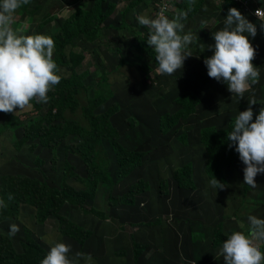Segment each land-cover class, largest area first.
I'll return each instance as SVG.
<instances>
[{
    "label": "rangeland",
    "instance_id": "obj_1",
    "mask_svg": "<svg viewBox=\"0 0 264 264\" xmlns=\"http://www.w3.org/2000/svg\"><path fill=\"white\" fill-rule=\"evenodd\" d=\"M96 1L98 0H59V2L58 0H30L28 5L22 6L14 14L11 27L19 35L40 34L54 40L53 60L58 65L57 74L64 81H60L47 93L49 97L47 103H37L32 100L30 108L21 111L16 109L13 113L7 114L0 112V131L26 121L23 118L27 115L35 114V117L27 121L25 125L27 135L32 137L38 145L24 146V150L29 155L38 153L45 158L49 152L46 147L54 149L60 142L63 155L72 153L90 165V175L86 176L87 179L83 169L80 175L76 176V172L67 161L60 162L62 178L59 177L57 170V175L50 172L52 181L50 185L57 186L58 190L63 187L72 189L77 192L79 198L74 195L72 200L59 203V196L46 197L45 204L49 210L57 209V216H59L62 206L65 205L63 217L70 222H82V214L80 216L71 214V204L81 203L88 198L89 201L84 204L82 210L94 208V215L104 211L110 218V223H103L94 216L90 218V228L95 230L94 239L100 243V248L96 251L86 248L84 243L78 244L65 236L58 235L59 232L53 227L51 221L39 228L31 219L34 208L24 204L18 205V188L20 185L30 186V184L16 177L5 176L0 178V199L7 207L0 208V220L17 217L20 206L21 222L38 234L39 241L31 243L27 234H23L26 227L21 223L18 232L21 238L15 247L18 250L24 248L23 252H16L12 245V238L8 235H0V261L4 264H20L19 259H7L13 251L27 264H37L35 259L43 258L41 255L36 256L37 251L42 250L38 246H43L49 252L51 246L56 243L71 246L70 258L77 252L90 255V261L86 262L81 258L79 264H183L187 258L190 259L189 249L194 251L200 259H204L206 250L200 249L199 246L193 248L189 241L185 243L187 248L185 245L182 247L187 253V258L178 255L180 251L177 247L178 236L187 229L185 225L187 215L198 219L200 222L197 225L209 227H215L220 219H223L222 223H225L229 218L235 217L240 226L234 227V231L247 233L248 227L245 221H248V216L258 211L264 212V174H258L255 177L257 183L255 189L244 184L245 165L238 157L232 166L223 170L224 173L211 174L212 178L215 177L225 183V189L216 191L210 185V176L204 172L205 150L204 144L200 143L193 144L191 149L185 150L188 153L189 150L194 152L192 150L196 149V153L203 157L193 160L196 162H193L192 185L187 179L184 181V187L179 186L176 181V177L182 178L183 174H177V170L172 168L180 164L182 160H179L175 153L168 151L165 140L155 141L152 145L154 150L149 149L140 155L137 153L125 155L124 151L118 150L121 165L119 170L114 161L107 160L104 146L110 150L107 144L110 139L100 136L97 133L99 129L91 126V119L94 116L105 114L112 126H118L115 129L118 137L122 133H127L140 120H149L144 128L137 125L133 129L131 140L126 139L120 142L121 146L130 150L135 147L133 140H139V137L145 138V142L153 141V135L158 126L157 120L161 131L166 129L167 123L173 128L179 126L173 129L170 135L182 134V138H185L189 128L187 124L182 125L181 122V110L178 111L180 105L176 101L180 96L171 91L169 95H160L161 99H159L158 92L151 89L155 86L152 85V71H155L158 65L154 50L146 43L148 30L139 24L137 17L146 15L154 18L155 0H101V9L106 17L99 24L95 16H91V9ZM207 2L210 4L209 14L214 10L222 9L220 4L223 0H194V2L193 0H171L170 19L178 11H188L191 8L183 23L194 25L195 29H201L202 26L198 25L204 19L202 10L207 7ZM77 11L78 14L73 17V13ZM207 19L205 17V20ZM67 22L71 23L68 30L61 33V25ZM205 22L203 31L215 24L213 20ZM58 30L59 39L60 37L62 39L57 42ZM257 37L258 33L255 38ZM93 38L103 41V45L92 44ZM75 40L78 42L76 43ZM120 40L126 41L127 46L123 47ZM82 45H85L87 49ZM123 48H126L127 52ZM259 56L260 52L256 51L255 60ZM135 64L140 68L137 70V75L140 76L137 81L143 91L127 87V82L123 80V71L126 70H128L126 75L128 81L129 76L136 79L133 71ZM123 67H126V70ZM183 68L177 71L183 74ZM113 75L116 79L112 81ZM165 75L169 76V79L161 90L166 88L171 77V75ZM108 81L118 82L116 93L112 94ZM170 83L169 86H172V82ZM73 88H76L75 93H72ZM71 101L74 104L71 105ZM230 103L235 106L234 99ZM212 105L207 102L202 103L203 113L204 109ZM259 106L262 108L264 104ZM251 107L255 109V106ZM54 110L56 113H53ZM214 110L206 113L208 119L218 118L221 106ZM229 123L227 125V120H218L217 127L213 128L220 140L225 139L230 132ZM65 130L70 133H65ZM9 131L11 133H3L7 138L13 135V131ZM73 134H79L84 139V142L78 145L80 148L66 140V137ZM52 155L56 156L55 150ZM91 156L95 159L94 164ZM44 158H40L37 164H41ZM139 158L153 163L152 166L135 173H128L125 169L127 164L135 165ZM17 161L19 164L16 168L20 173L24 162ZM9 164L12 169L11 163ZM25 179L29 180V178ZM69 182L74 186L69 187L67 185ZM161 182H163L162 190L161 186H158ZM9 194L13 199H8ZM116 197L124 198L118 203L115 200ZM55 219L59 221L57 217ZM188 221L190 222V219ZM242 224L243 228H241ZM39 225H42V222ZM189 234L190 231L187 233L188 238ZM178 244H181V238ZM259 250L264 254V243L259 244ZM42 251L46 256L47 253ZM198 262L201 264L200 260Z\"/></svg>",
    "mask_w": 264,
    "mask_h": 264
},
{
    "label": "clouds",
    "instance_id": "obj_2",
    "mask_svg": "<svg viewBox=\"0 0 264 264\" xmlns=\"http://www.w3.org/2000/svg\"><path fill=\"white\" fill-rule=\"evenodd\" d=\"M170 1L155 0L156 6L153 8L155 12L154 18L140 15L137 19L141 26L147 28L148 38L146 43L155 52V61L158 67L155 71H152V85L155 86L151 89L158 92L157 98L161 99L160 95H169L171 91H174L177 93V96L194 94L199 99V104H195L194 106L195 112L186 118H181L182 125L187 124L189 128L187 129L186 137L182 138V134L170 135L172 130L177 129L179 126L173 128L168 123L166 124V133L163 134L164 130H160V124L157 120L158 126L155 135H153L152 142H145V138L139 137V140H133V146L135 147L132 150L121 146V141L132 139L133 129L137 125L144 128L146 123H149V120L142 119L127 133H122L120 137H118L117 133L118 138L115 139L117 147L111 144V140H106L110 148L109 150L104 146L107 160L109 162L114 161L117 165V170H119L121 165L118 150L124 151L125 155H132V153L140 155L146 153L149 149L154 150L155 148L152 145L155 141L165 140L168 144V151L175 153L177 158L182 160L180 164L172 168L178 171V169L183 168L185 165H191L193 172V162H196L193 160H197L203 157V155L196 153V149L192 150L194 152L189 150L188 153L185 150L186 148L191 149L193 144L200 143L204 144V172L208 174L206 169L209 158L208 149L220 141L218 134L213 131V128L217 127L218 120H227L228 125L231 119H234L232 129H230L229 124L230 132L227 133L225 139L231 141L229 144L230 148L235 145V151L239 154V159L245 165L243 169L244 184L255 189L257 187L255 177L258 174H264V107L260 108L258 104L264 103L262 102L263 95L256 101L255 94L252 92V87L259 83L260 77L259 68L256 66H264V51L261 48V45L264 44V0H223L220 4L222 9L214 10L211 14H209L210 4L207 2V7L202 10L204 19L200 16L203 21L198 26H202L201 29H195L194 25L183 23L187 19L188 11H191V8L188 11H178L170 19L172 11L169 8ZM29 3L30 0H0V112L6 114L13 113L16 109L21 111L25 108H30V101L32 100H35L37 103H47L49 100L47 93L62 81V77L57 74L58 65L53 60L54 40L49 36L40 34L19 35L11 27L14 14L22 6ZM97 4L98 7H96ZM91 10L104 12L101 9V0L94 2ZM205 17L208 19L205 20ZM208 20H213L215 24L210 29L206 28L207 30L203 31L202 29L206 25L205 21ZM257 33L258 37L255 38ZM205 38H208L207 42L204 41ZM91 42L94 45H103V41L98 39L93 38ZM120 42L123 47L127 46L126 41L120 40ZM252 44L256 45V49ZM193 48L196 49L194 50ZM124 51L127 52V49L125 48ZM256 51L260 52V56L255 60ZM65 65L66 63L63 65V68ZM197 67H200L202 72L209 76L208 82L205 83L208 93L203 96H200L199 90H196L195 87L191 88L194 82L192 80L188 81L190 76H193L191 70ZM125 68L123 67V69ZM182 68L183 74L177 71ZM138 69L140 70L137 64H135L133 71L135 72L136 79L129 76L128 79L131 83L126 78L128 70L125 69L126 71H123V80L127 82V87L142 90L139 81H137V78L140 77L137 75ZM165 74L171 75V77L166 88L161 90L169 79V76ZM115 77L113 75L112 81L116 79ZM165 77L167 78L166 82ZM212 78L217 80V85H215L216 81L212 80ZM170 82H172V86H169ZM66 83L68 84V82ZM108 83L112 94L116 93L118 82L113 83L108 81ZM212 85L215 87L212 88ZM216 87L219 90L214 93ZM210 90L212 93H209ZM75 92L76 88H73L72 93ZM245 94L248 96L242 99ZM201 99H204V102L209 99L221 102L219 104L221 110L218 118L208 119L206 113L211 109H204V113L202 109H197L199 105L204 103ZM232 99L235 100L236 107L230 103ZM247 104L249 105L248 108ZM255 104V109H252L251 106ZM228 105H232V107H228ZM180 110L181 107L178 111ZM212 111L215 110L212 109ZM256 112H259V114L256 115L253 122V113ZM53 113H56V111L54 110ZM82 126L84 127V125ZM112 127L114 129L118 128L117 125H113ZM66 138L67 141L74 145H80L84 142V139L79 134L69 135ZM35 146L38 145L35 144ZM59 146H62L60 142L54 149L46 147L49 151V156L56 166L57 172H59L60 162L67 161L70 163L73 171L76 172V176L80 175L82 169L84 170L85 177L88 176L89 173L85 161L80 157H77V164L74 165L72 160L59 159L52 155L54 150L56 153ZM66 155L75 156L72 153ZM237 158L238 156L234 159V162ZM152 164L139 158V161L135 165L127 164V167L133 166L130 171H127V167L125 169L128 173H135L145 167L152 166ZM167 169L171 170V168ZM7 171L5 167L0 168V178L12 176L18 179L14 173L6 174L5 172ZM210 178V185L216 191L226 188L225 183H222L215 177L212 178L210 176ZM29 184L31 186V183ZM161 184L159 183L158 186L160 187ZM67 185L69 187L74 186L70 182ZM74 195H77V192ZM8 199H13L11 194H9ZM5 207L7 205L0 199V208ZM99 214L103 217L99 215L93 216L103 223H110V218L107 217L104 211H100ZM21 215L22 211L19 206L17 217L0 220V235H8L12 238V245L17 253L23 252L24 249L18 250L15 247V244L21 238L18 233L20 230L19 226L22 223L20 220ZM260 217V211L248 216V221H245L246 227H248L247 233H245L234 231L235 226L228 223V221L236 220L235 217L229 218L225 223H222L224 220L220 219L215 227H209L207 225H197L200 221L193 219L192 215H187V221L185 222L187 229L183 234L178 236L177 247L180 250L178 255L179 257L183 256L187 258V253L182 247L189 241V244L193 248L199 246L200 249H205L206 254L204 259H200L194 251L189 249L188 256L190 259L188 260L187 258V261L183 264H200L199 260L201 264H222L223 260L224 264H264V254L259 250V244L264 243V218ZM31 219L34 225L39 226V228L44 227L48 221H51L53 227L58 230V235L65 236L78 244L84 243V241L80 243L63 233L60 228V222L56 221L55 218L47 216L44 219L37 220L35 208ZM188 219H190V222ZM40 222H42V225H39ZM71 223L77 225L73 221ZM220 223L222 224L219 225ZM23 225L26 227L23 234H27L31 243L38 242V234L30 227L25 224ZM243 227L244 225L242 224L241 228ZM188 231H190L189 238L187 237ZM90 232L94 233L95 230L90 228ZM180 238L181 244H178ZM208 242L209 247H206V243ZM38 247L44 250L47 255L44 256L43 251L38 250L42 252L41 256L43 258L37 260V264H79L81 258L86 262L90 261V255L80 252H77L74 257L70 258L71 246L65 243L54 244V246H51L49 252L41 245ZM185 247L187 248V245Z\"/></svg>",
    "mask_w": 264,
    "mask_h": 264
},
{
    "label": "trees",
    "instance_id": "obj_3",
    "mask_svg": "<svg viewBox=\"0 0 264 264\" xmlns=\"http://www.w3.org/2000/svg\"><path fill=\"white\" fill-rule=\"evenodd\" d=\"M96 7H98V4L96 5ZM77 14L78 11L76 13H73V17H76ZM93 15L95 16L96 21L98 20L97 24L102 23L106 17L104 15V12L91 10V16ZM70 24H71L70 22H67L65 24L63 23L60 28L61 33L67 31ZM130 29L132 30V28H127V30ZM56 39L57 42L62 39V37H60L59 39V30ZM75 42L77 43L78 41L75 40ZM82 46H84L87 49L85 45ZM63 54L65 55V49L63 50ZM62 81L64 80L62 79ZM176 101H178L181 107L180 114L183 118H186L188 117V115L195 112L194 106L195 104H199V99L194 94H184L180 96ZM72 104H74L73 101H71V105ZM258 114L259 112L253 113V122L255 120L256 115ZM34 117L35 114L27 115L25 118H23L26 121H23L11 127H6L5 129H2L0 131V138L2 137L3 133L6 130L13 131V135L10 138V141H7L5 138H3V140L5 141V147L7 149V153L10 158L13 172L15 173L18 179L26 183L32 184L31 186L20 185V187L18 188V195H19L18 205L23 203L33 206L36 210L37 220L44 219L47 216H50L51 218L57 217L59 219L60 228L63 233H65L69 237L74 238L80 243L84 241V246L86 248L91 249L92 251H96L100 248V243L94 239V233L90 232V218L94 215L95 210L94 208L92 210H86V211L82 210L84 204L87 201H89L88 198H85L81 203L73 202L71 204V210H70L71 214H74L76 216H80V214H82L83 216L82 222H77V225L67 221L63 217V215H65L64 212L65 205L62 206V210L59 213V216H57V209L56 211H51L45 204V198L49 196L51 198H54L55 196H59L58 199L59 203L63 201H70L74 198L75 192L67 187H63L61 190H58L56 189L57 186L55 187L49 184L52 182L50 180V172H52L55 175H57L58 173L56 172V166L48 153L46 154L47 156H45L44 158L41 157L38 153H35L33 156H31L24 150L25 145L35 146V142L33 138L27 135L26 133L27 126H25L26 122L30 121ZM19 119L21 120L20 117ZM229 124H230V129H232L234 124V119H231ZM91 126L93 128L99 129V132L97 130V133H99L100 136L109 138L111 140V144L114 147H117L115 143V139L117 138V132L112 127L105 114L92 117ZM65 133H70V132L65 130ZM162 133L163 134L166 133V130H164ZM230 143L231 141L223 139L216 142L208 149L209 158L206 169L210 176L213 172L222 174L223 170L226 167L232 166L234 164V159L237 156L239 157V154L235 151V145H233L230 148L229 147ZM75 146L80 148V146L78 145ZM40 158H44L43 162L41 164H37ZM17 160H23L24 162L20 170V173H18L16 168V165L19 164ZM91 161L94 164L95 159L93 156H91ZM85 165L87 166V171L90 175V165L87 164L86 162ZM132 167L133 166L127 167V171H130ZM38 169H40L41 171ZM180 173L183 174V177L182 178L176 177V181L178 182L179 186L184 187V181L187 179L189 180V183L192 185L191 165H185L183 168L178 169L177 174ZM59 177L60 178L63 177L60 168H59ZM25 178H29V180H26ZM85 178L87 179L88 177ZM162 185L163 183L161 184V190H162ZM75 196L79 198V195H75ZM123 198L124 197H116L115 200L118 201L119 203ZM34 205H38V206H34ZM260 214L261 217L264 218V212L260 211ZM96 215L102 216L99 213H96ZM41 254L42 252L38 251L36 256ZM7 259L8 260L19 259L20 264H27L23 259L19 258L17 253L13 251L10 252V257H7ZM37 260L38 259H35V262ZM0 264H4V263L0 261Z\"/></svg>",
    "mask_w": 264,
    "mask_h": 264
},
{
    "label": "crops",
    "instance_id": "obj_4",
    "mask_svg": "<svg viewBox=\"0 0 264 264\" xmlns=\"http://www.w3.org/2000/svg\"><path fill=\"white\" fill-rule=\"evenodd\" d=\"M204 41L207 42L208 38H205ZM252 45L256 49V45L255 44H252ZM261 48L264 51V44L261 45ZM256 67L259 68L260 77H259V83L255 84L252 87V92L255 94L256 101L261 98V95H263V101L262 102H264V66H262V67L256 66ZM191 72H192L193 76H190V78L188 79V81L192 80L194 82V84L191 85V88L195 87L196 90H199L200 96L207 94L208 90H206V88H205V83L208 82V78H209L208 74L203 73L202 70L200 69V67L192 69ZM212 80L216 81L215 85H217V80H215L213 78H212ZM213 87H215V86L212 85V88ZM217 90H219V89L216 87V90L214 91V93L217 92ZM209 93H212V91L210 90ZM246 96H248V95L245 94L244 98H242V99H245ZM203 100L204 99H201V101H203ZM205 101L209 105L213 104L212 106L206 108V109H211V110L218 108L219 104H221V102L219 100H214V99H209V100H205ZM258 104H260V103H258ZM201 106H202V104L199 105L197 109H202ZM254 106H256V104ZM5 133H11V132L9 130H6ZM11 137L12 136L7 138L6 135L3 134L2 137L0 138V168L5 167L8 170L7 172H5L6 174L14 173V172H12L13 169H11L9 166L10 165L9 163H11V162H10V158H9L8 153H7V149L5 147V141L3 140V138H5L7 141H10ZM159 139H162V138H159ZM61 150H62V147L59 146V149H57L56 153H55L56 158H58V157L59 158L62 157L63 159L66 158L67 160H72L74 165L77 164V161H78L77 156L63 155V152H61ZM57 155H59V156H57ZM228 223H230L231 225H234L235 227H238L240 225L236 220L228 221ZM206 247H209V242L206 243Z\"/></svg>",
    "mask_w": 264,
    "mask_h": 264
}]
</instances>
